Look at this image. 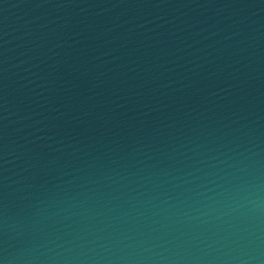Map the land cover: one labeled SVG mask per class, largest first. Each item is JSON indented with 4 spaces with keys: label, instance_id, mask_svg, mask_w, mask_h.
<instances>
[{
    "label": "water",
    "instance_id": "water-1",
    "mask_svg": "<svg viewBox=\"0 0 264 264\" xmlns=\"http://www.w3.org/2000/svg\"><path fill=\"white\" fill-rule=\"evenodd\" d=\"M0 264H264V0H0Z\"/></svg>",
    "mask_w": 264,
    "mask_h": 264
}]
</instances>
